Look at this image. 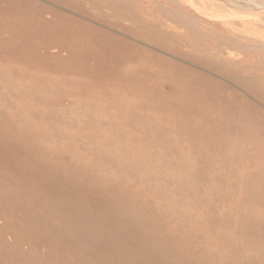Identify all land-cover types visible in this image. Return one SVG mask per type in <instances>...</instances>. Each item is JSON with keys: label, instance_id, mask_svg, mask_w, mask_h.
<instances>
[{"label": "rangeland", "instance_id": "1", "mask_svg": "<svg viewBox=\"0 0 264 264\" xmlns=\"http://www.w3.org/2000/svg\"><path fill=\"white\" fill-rule=\"evenodd\" d=\"M136 8V0H0V73L55 74L61 86L77 87L70 91L74 100L62 97L63 105L78 109L96 97L108 119L106 136L115 141L119 132L124 145L140 148L150 142L159 154L155 161L193 179L168 184L163 196L155 192L156 179L153 187L145 180L105 186L55 170L32 153L20 156L10 144L13 159L27 169L7 172L0 163V188H9L0 202L33 247L16 249L0 240V264H264L248 252L254 244L264 249V231L245 229L250 221L241 211L264 205V196L225 194L245 191L253 181L197 179L194 162L201 156L213 167L220 160L245 162V168L264 163V82L229 80L189 58L154 50L125 21ZM255 45L244 49L250 57L264 56ZM253 87L262 94L249 92ZM108 99L123 111L110 108ZM39 178L54 182L53 190L42 192ZM161 181L165 190L166 177ZM79 197L71 208L63 201ZM184 201L186 212L179 210Z\"/></svg>", "mask_w": 264, "mask_h": 264}, {"label": "bare ground", "instance_id": "2", "mask_svg": "<svg viewBox=\"0 0 264 264\" xmlns=\"http://www.w3.org/2000/svg\"><path fill=\"white\" fill-rule=\"evenodd\" d=\"M136 1L138 14L125 21L138 29L144 39L151 41L152 44L148 45L154 50L172 53L182 59L189 58L192 64L229 80L264 82V56L250 57L244 46L255 44L239 39L243 35L259 41L256 49L264 53V0ZM157 10L164 12L165 16H157ZM220 26L234 33L231 35L233 37L223 35ZM62 82L61 78L47 72L33 71L26 77L5 68L0 73V142L3 143L0 163L5 171L16 169L23 172L27 169L19 163L20 160L13 159L10 150L12 144L19 149L20 156L32 153L55 170H68L71 176L74 172L82 180L105 186L124 187L129 186L130 182L145 180L153 187L156 179L159 185L155 192L163 196L169 195L168 184L175 187L179 182L186 184L187 179H193L189 175L174 174L179 173L180 169L169 166L167 162L155 161L154 156L159 159V154L150 142L140 148L138 145H124L119 132L115 141L106 136L104 132L108 131V119L101 112L96 97L78 109H74L73 105H63L62 97L71 94L72 99L74 95L70 91L77 87L70 85L65 88L61 86ZM257 88L253 87L249 92L262 94L260 89L256 91ZM214 89L210 91L217 94V89ZM103 95L100 92L98 99ZM108 104L118 114L123 111L121 103L108 99ZM206 124H211L209 119ZM133 139L130 138L131 141ZM35 169L38 170V167ZM164 177L168 181L165 190L161 186ZM48 181L38 179L40 190L46 194L53 190L54 184ZM189 184L195 185L194 182ZM7 190L0 188V199ZM80 198L62 200L71 208ZM179 210H188L185 201ZM250 210L246 207L241 211L247 214ZM258 213L260 220L264 212L261 210ZM12 220L11 214L0 202V240L11 242L16 249L26 246L32 249L29 236L21 232L20 227H15ZM254 246L248 250L249 256L263 259V247Z\"/></svg>", "mask_w": 264, "mask_h": 264}, {"label": "crops", "instance_id": "3", "mask_svg": "<svg viewBox=\"0 0 264 264\" xmlns=\"http://www.w3.org/2000/svg\"><path fill=\"white\" fill-rule=\"evenodd\" d=\"M239 150V148L237 149ZM237 150L229 151L228 149H225V154L229 156H233L236 153ZM217 155H223V152L221 151ZM204 157L198 156V159L194 161L195 163L199 164V172L198 175L195 176L197 179H213V180H232V179H243L251 180L253 183H248L245 187V191H227L225 194H231V195H237V194H247V195H253V196H264V163H255L252 165L251 168H245V162H236L235 164L227 163L223 164L222 160L214 162V167L211 165L212 161L206 159H203ZM204 167V168H203ZM215 168L217 169L216 176H212L210 169ZM247 170V171H246ZM209 174V175H207ZM215 185L217 186V183L215 182ZM230 185V183L228 184ZM235 185V184H233ZM232 185V186H233ZM240 191V189H239ZM264 202V199H263ZM252 205V208L250 210V213L247 214L248 220L250 223H246L244 226L245 229L248 230H263L264 231V217L262 219H258L257 215L259 214L261 210L264 212V205L262 203H254L250 204ZM263 205V206H262Z\"/></svg>", "mask_w": 264, "mask_h": 264}]
</instances>
